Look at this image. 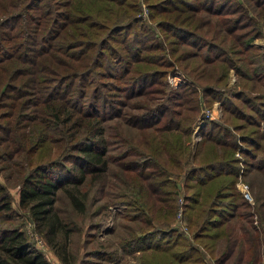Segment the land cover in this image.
<instances>
[{"label":"rangeland","instance_id":"obj_1","mask_svg":"<svg viewBox=\"0 0 264 264\" xmlns=\"http://www.w3.org/2000/svg\"><path fill=\"white\" fill-rule=\"evenodd\" d=\"M28 5H34L29 9L32 18H39L36 11L45 13L41 18H46L48 32L63 33L71 40L92 41L95 45L89 49L92 58L97 59L95 51L105 46L99 56L102 64L97 69L100 72L92 76L93 88H97L98 94L92 110L103 118L106 127L107 170L102 180L97 178L92 184L87 181L80 184L81 189L88 190L90 199L85 211H76L60 189L55 201L57 212L73 228L67 239L68 264H139L140 259L146 262L145 256L150 253L149 258L157 261L162 251L154 246L159 248L168 244L172 248L194 244L200 249L203 264H237L236 248H241L240 264H264V230L258 229L262 225L256 211L258 202L264 208V0H34ZM104 5H108V10L105 11ZM91 9L97 16L91 17L90 24L89 20L82 22L81 18ZM172 22L183 24L181 27L186 22L187 30L196 36H189L190 31L180 35L171 26ZM109 48L113 51L108 53ZM33 109L30 105L20 110V120L14 123L11 132L10 124L0 123V183L6 186L12 208L8 213L11 218L0 220V225L19 227L50 264H63L36 230L27 210L18 203L17 179L28 159L20 150L25 146V134L33 132L35 141L37 134L42 133L37 123L28 120L35 113ZM166 125L178 126V130L172 128L169 131L179 133L186 145L201 143L194 165L210 160L211 148L220 154L226 147L209 137H220L233 144L234 195L229 203L210 202V207L222 209L225 220L235 214L224 222V225L232 226L237 241L224 261L221 256L218 260L210 256L202 246V240L195 239L193 234L195 217H202L204 207L209 204L203 202V196L212 193V186H205L209 190L203 189L201 201L189 209L184 207L186 195L191 193L189 185L196 180L190 177L181 180L175 173H172L175 177L169 175L175 183L176 206L168 227L172 233L181 235L169 234L164 238L161 234H153L134 243L138 250L132 254L127 253L131 246L124 250L118 246L123 241L122 236L147 235L158 225L135 199L131 198L132 205H123L115 202L113 197L120 192H132V185L123 179H128V174L139 168L137 163L144 160L126 149H145L139 143V133ZM184 127L189 128L188 134ZM48 134L46 142L50 139L51 143L59 136L55 132ZM52 145L48 143L41 147L42 153L51 156L55 151ZM125 151L128 154L123 156ZM56 160L60 163L56 169L61 170L64 166L68 172L64 173V178L78 172L69 169L68 161ZM122 166L131 168L125 170ZM142 166L143 162L140 169H145ZM238 182L247 185L249 199L242 195ZM168 187L171 186L160 185L163 190ZM200 207L204 211H199ZM143 211L151 226L142 220L140 212ZM237 213L247 215L239 217ZM255 229L259 234L254 232ZM106 242L114 243L112 254L115 259L98 257L92 251L100 243L107 245ZM106 247L112 249V245ZM247 257L249 261L245 262Z\"/></svg>","mask_w":264,"mask_h":264},{"label":"trees","instance_id":"obj_2","mask_svg":"<svg viewBox=\"0 0 264 264\" xmlns=\"http://www.w3.org/2000/svg\"><path fill=\"white\" fill-rule=\"evenodd\" d=\"M32 1L34 0H0L1 5L7 6V8L0 6V9L5 10L0 13V123L10 124L11 132L14 123L20 120V110L29 108L30 105L34 106L35 113L29 116L28 120L37 123L42 133L36 135L35 141L32 137L33 132L25 134V146L20 150L28 156V159L23 163L24 169L17 179L18 203L27 210L36 230L54 249L63 264H68L65 255L67 239L73 228L59 215L55 201L57 190L60 189L76 211H85L87 201L90 199H88V190L81 189L80 184L86 181L92 184L97 178L102 180L103 173L107 170L106 127L103 125V118L92 110L95 107V98L98 96L97 88H93L95 83L92 76L100 72L97 69L102 64L99 56L103 54L102 50L105 46L102 45L95 51L97 59H94L89 53V49L95 46L92 41L86 43L76 38L71 40L63 33L48 32V26L45 25L46 18L42 19L45 14L43 11H36L39 18L31 17L29 9L34 5H28V2L31 4ZM103 8L105 11L106 8L108 10V5L106 7L104 5ZM36 9L38 10V7ZM86 13L81 21L89 20L90 24L91 17L97 16V13L92 9ZM185 23L184 27H181L183 24L176 25L174 22L171 26L180 35H185L190 31L187 30ZM87 33L96 34L94 31ZM191 35L196 36L193 31H190L189 36ZM56 37L58 39L53 41ZM67 38L70 41L65 42ZM71 49L77 51H70ZM111 50L113 51L109 48L107 52ZM27 94L31 96L29 99L25 97ZM24 117L22 118L26 119ZM172 128L179 129L178 126L166 125L153 127L156 132L153 130L140 132L139 143L145 149L137 151L126 149L144 160L137 163L139 168L134 173L128 174V179H123L125 183L128 181L132 185V192L130 194L120 192L113 197V200L123 205H132L131 198L135 199L141 208L149 213V218L154 219L158 225L152 227L153 231L147 235L134 236L133 233L131 238L122 236L123 241L119 242L118 246L122 250L126 246H131L127 253L132 254L138 250V247H134V243L142 242L146 237L161 234L165 238L169 234H178L172 233L173 230L168 227L176 206L173 196L176 192L175 183L170 180L169 175L174 176L172 173H175L181 180L189 177L196 180L189 185L192 191L186 195L187 203L184 207L189 209L195 208V205L201 201L200 193L203 189L209 190V187L205 186L208 184L212 186V193L203 196L205 199L203 202L209 204L204 207V203H201L206 210L200 207L199 211H204L203 216L195 217L196 228L193 234L195 239L202 240V246L210 256L217 260L221 256L224 261L231 252L229 249H232L237 242L235 235L232 234V226L224 225V222L235 214L229 215L230 217H226L225 220L222 209L210 207V202L229 203L231 196L234 195L232 181L236 166L235 156L232 154L233 144L220 137H209L214 142H221V147L222 145L226 147H223L220 154L211 148V159L194 165L201 143L186 145L185 141L180 139L179 133L169 131ZM162 130L166 131L163 133ZM188 130V127H184L186 134L189 133ZM49 132L59 135L52 141L53 143L50 139L46 142ZM48 143L53 144L56 151L51 156L49 153H42L41 147ZM42 154L45 157H42ZM127 154L125 151L123 156ZM213 157L218 158L213 160ZM60 158L63 162L70 163L68 167L71 171L73 168L78 172H73L69 178H64V173L67 172L64 166L60 168L61 170L56 169L60 164L56 159ZM142 162V167L145 169H140ZM122 167L125 170L131 168ZM163 184H169L171 187L163 190L160 188ZM11 209L9 193L6 186L0 183V220L10 219L8 213ZM256 211L258 222L262 225V227L259 225L258 229L264 230V208L259 202L256 204ZM209 212L211 216L208 217ZM140 213L142 220L151 226L144 211ZM206 213L208 214L205 215ZM236 215L241 217L247 214ZM213 216H219L220 219ZM254 232L259 234L257 229ZM221 241L223 246L218 249ZM102 243L92 251L98 257L115 259L112 254L115 250L114 243L106 242L107 245H112L110 247L112 249H107V245ZM237 247L240 245L238 244ZM154 249L162 251L159 259L152 261L149 258L152 256L150 253L151 255L145 256L146 262L140 259L139 264H203L200 249L194 244H186L182 248H172L168 244L166 247L154 246ZM240 251L241 248L235 250L237 264H240L242 258ZM248 261L247 257L245 262ZM0 264H50V262L43 252L27 239L19 227L0 225Z\"/></svg>","mask_w":264,"mask_h":264},{"label":"built area","instance_id":"obj_3","mask_svg":"<svg viewBox=\"0 0 264 264\" xmlns=\"http://www.w3.org/2000/svg\"><path fill=\"white\" fill-rule=\"evenodd\" d=\"M239 184V189L242 193V195L246 198V199H249L250 198V194L248 192V189H247V185L243 182H238ZM179 210H178V214H179Z\"/></svg>","mask_w":264,"mask_h":264}]
</instances>
